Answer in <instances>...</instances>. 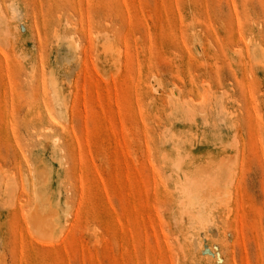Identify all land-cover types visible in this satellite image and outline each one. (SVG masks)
Instances as JSON below:
<instances>
[{
  "label": "rangeland",
  "instance_id": "rangeland-1",
  "mask_svg": "<svg viewBox=\"0 0 264 264\" xmlns=\"http://www.w3.org/2000/svg\"><path fill=\"white\" fill-rule=\"evenodd\" d=\"M0 264H264V0H0Z\"/></svg>",
  "mask_w": 264,
  "mask_h": 264
},
{
  "label": "bare ground",
  "instance_id": "bare-ground-1",
  "mask_svg": "<svg viewBox=\"0 0 264 264\" xmlns=\"http://www.w3.org/2000/svg\"><path fill=\"white\" fill-rule=\"evenodd\" d=\"M155 84H157V81L155 80ZM155 86H153V88H154ZM155 89V88H154ZM41 179H43V178H41ZM46 179V178H45ZM42 181V180H41ZM39 196V195H38ZM35 197H36V195H35ZM35 200L34 201H36L38 198H34ZM40 201L39 200H37V203H39ZM46 203V202H45ZM39 204H41V203H39ZM42 204H43V202H42ZM37 207V206H36ZM36 207H35V209H36ZM39 207V206H38ZM46 210V209H45ZM33 213V212H32ZM53 214V213H52ZM51 215V214H50ZM49 214H48V216H50ZM31 216L33 217V215L31 214ZM203 217L204 218H207V217H205V215H203ZM39 218V222L40 221H42V220H44L43 219V217H42V220H40V217H38ZM45 218V217H44ZM47 218V217H46ZM197 218H199V217H197ZM200 218H202V216L200 217ZM52 219V218H51ZM202 220V219H201ZM206 220V219H205ZM28 221V220H27ZM48 221H50V218H49V220ZM198 221V220H197ZM45 222H46V220H45ZM45 222H41V223H39V225H36L35 226V228H37V229H35V231H37V233H43L44 234V232L46 233V231L44 230V225H45ZM203 222V221H202ZM28 223H29V221H28ZM199 223H201V221L199 222ZM205 223V222H204ZM208 223V222H207ZM206 224V223H205ZM199 225V224H198ZM38 226V227H37ZM200 226H202V225H200ZM205 225H203L202 227H204ZM32 228V227H31ZM44 231V232H43ZM48 232V231H47ZM41 236V235H40Z\"/></svg>",
  "mask_w": 264,
  "mask_h": 264
}]
</instances>
